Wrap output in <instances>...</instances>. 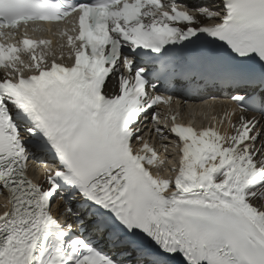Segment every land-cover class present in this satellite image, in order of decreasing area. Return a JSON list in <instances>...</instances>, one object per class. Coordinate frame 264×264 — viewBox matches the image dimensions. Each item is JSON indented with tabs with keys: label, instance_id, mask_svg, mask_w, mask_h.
<instances>
[{
	"label": "snow or ice",
	"instance_id": "obj_1",
	"mask_svg": "<svg viewBox=\"0 0 264 264\" xmlns=\"http://www.w3.org/2000/svg\"><path fill=\"white\" fill-rule=\"evenodd\" d=\"M0 69V264H264V0H0Z\"/></svg>",
	"mask_w": 264,
	"mask_h": 264
},
{
	"label": "bare ground",
	"instance_id": "obj_2",
	"mask_svg": "<svg viewBox=\"0 0 264 264\" xmlns=\"http://www.w3.org/2000/svg\"><path fill=\"white\" fill-rule=\"evenodd\" d=\"M170 142H171V140H169ZM171 155H172V153H170L168 156H170L171 157Z\"/></svg>",
	"mask_w": 264,
	"mask_h": 264
}]
</instances>
